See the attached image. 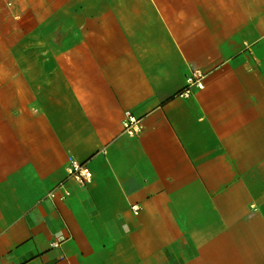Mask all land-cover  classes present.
I'll return each instance as SVG.
<instances>
[{
  "label": "crops",
  "instance_id": "crops-1",
  "mask_svg": "<svg viewBox=\"0 0 264 264\" xmlns=\"http://www.w3.org/2000/svg\"><path fill=\"white\" fill-rule=\"evenodd\" d=\"M69 7L0 50V264H264V0Z\"/></svg>",
  "mask_w": 264,
  "mask_h": 264
},
{
  "label": "rangeland",
  "instance_id": "rangeland-1",
  "mask_svg": "<svg viewBox=\"0 0 264 264\" xmlns=\"http://www.w3.org/2000/svg\"><path fill=\"white\" fill-rule=\"evenodd\" d=\"M71 4L72 0H0V50L56 49L75 33L67 17L64 26L56 20Z\"/></svg>",
  "mask_w": 264,
  "mask_h": 264
},
{
  "label": "built area",
  "instance_id": "built-area-1",
  "mask_svg": "<svg viewBox=\"0 0 264 264\" xmlns=\"http://www.w3.org/2000/svg\"><path fill=\"white\" fill-rule=\"evenodd\" d=\"M203 78L204 74L200 70H192L186 78V87L180 93V95L184 97H189L191 93V87L202 89ZM142 130L143 126L141 120L131 112L126 111L124 113L122 121L123 133L129 137H136L141 134ZM66 170L68 176L80 185H87L92 182V174L83 163H79L78 161L71 159L68 162ZM55 246H57V244H52V247Z\"/></svg>",
  "mask_w": 264,
  "mask_h": 264
}]
</instances>
